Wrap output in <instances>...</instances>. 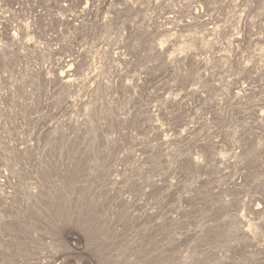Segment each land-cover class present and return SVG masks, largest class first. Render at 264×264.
I'll return each instance as SVG.
<instances>
[{
    "label": "rangeland",
    "instance_id": "rangeland-1",
    "mask_svg": "<svg viewBox=\"0 0 264 264\" xmlns=\"http://www.w3.org/2000/svg\"><path fill=\"white\" fill-rule=\"evenodd\" d=\"M0 264H264V0H0Z\"/></svg>",
    "mask_w": 264,
    "mask_h": 264
},
{
    "label": "bare ground",
    "instance_id": "bare-ground-1",
    "mask_svg": "<svg viewBox=\"0 0 264 264\" xmlns=\"http://www.w3.org/2000/svg\"><path fill=\"white\" fill-rule=\"evenodd\" d=\"M61 76V78H67L69 76L68 70H65L63 72H61V74H59ZM240 89V88H239ZM244 90V89H243ZM246 90V89H245ZM235 94H238V92H235ZM238 96V95H237Z\"/></svg>",
    "mask_w": 264,
    "mask_h": 264
}]
</instances>
